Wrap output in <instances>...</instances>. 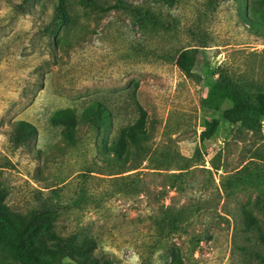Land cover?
Here are the masks:
<instances>
[{
	"label": "rangeland",
	"instance_id": "1",
	"mask_svg": "<svg viewBox=\"0 0 264 264\" xmlns=\"http://www.w3.org/2000/svg\"><path fill=\"white\" fill-rule=\"evenodd\" d=\"M16 1L0 0L3 203L24 214L38 193L66 205L55 230L92 241L110 264H264V119L228 124L201 105L219 73L264 90V27L246 0H98L106 11L67 0L72 20L52 33L51 0L42 15L14 12ZM183 49L190 75L174 63ZM93 101L108 111L98 127L79 119ZM65 107L79 119L71 144L49 120ZM18 119L36 137L13 147ZM138 119L135 144L121 132Z\"/></svg>",
	"mask_w": 264,
	"mask_h": 264
},
{
	"label": "trees",
	"instance_id": "2",
	"mask_svg": "<svg viewBox=\"0 0 264 264\" xmlns=\"http://www.w3.org/2000/svg\"><path fill=\"white\" fill-rule=\"evenodd\" d=\"M83 8L106 11L111 6H101L98 0H77ZM249 12L255 17L254 24L264 27V8H256L255 4H263L264 0H246ZM12 10L19 14L29 13L31 10L44 14V5L40 0H17L12 2ZM42 13V14H41ZM47 20L42 27L43 33H52L62 25L72 20L67 8V0H51V10L46 15ZM175 66L185 75H190L194 64L192 49L181 50L174 60ZM227 102L228 105L222 107ZM201 105L206 111L216 114L228 124L240 123L247 128H258L264 119V90L253 93L238 87L235 82L228 79L225 74L219 73L206 90ZM142 112L141 109H138ZM108 117V111L98 101H93L82 108L79 119L92 126L98 127L102 119ZM79 119L72 108L65 107L55 110L49 120L51 125L60 127V134L67 143L74 140L75 127ZM134 125H128L122 130L124 138L137 144L141 132V119ZM218 126V119L212 117L201 132V137L210 138ZM36 137V128L26 120L18 119L11 123L9 142L13 147L28 145ZM110 153L118 158H126V151L113 142ZM108 149V150H109ZM5 190L0 184V245L7 249L14 264H110L106 259L92 255V241L87 239L75 240L74 233L67 236L59 234L54 228V220L66 205L53 201L51 197H40L38 193L34 198L37 207L27 213L10 210L3 203ZM55 192H52V197ZM0 264H13L0 251ZM147 264V263H144Z\"/></svg>",
	"mask_w": 264,
	"mask_h": 264
}]
</instances>
